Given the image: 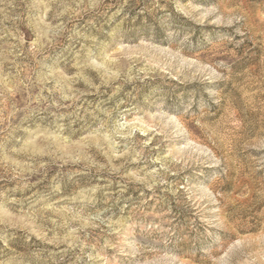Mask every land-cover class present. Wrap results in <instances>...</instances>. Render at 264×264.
<instances>
[{
	"label": "rangeland",
	"instance_id": "374dc122",
	"mask_svg": "<svg viewBox=\"0 0 264 264\" xmlns=\"http://www.w3.org/2000/svg\"><path fill=\"white\" fill-rule=\"evenodd\" d=\"M0 264H264V0H0Z\"/></svg>",
	"mask_w": 264,
	"mask_h": 264
}]
</instances>
